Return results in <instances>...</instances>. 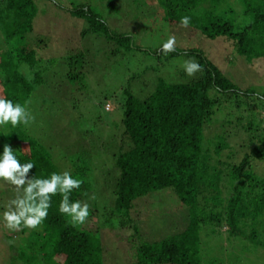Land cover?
Listing matches in <instances>:
<instances>
[{"label":"trees","instance_id":"obj_1","mask_svg":"<svg viewBox=\"0 0 264 264\" xmlns=\"http://www.w3.org/2000/svg\"><path fill=\"white\" fill-rule=\"evenodd\" d=\"M103 1L109 10H118L115 0ZM150 1L169 24L180 25L181 17L189 16L192 32L211 40L225 38L245 58H264V0H239L241 15L248 18L243 27L236 25L230 9L218 8V0ZM67 10L87 23L80 37H103L114 45L112 54L141 49L130 33L110 28L88 4ZM37 13V0H0V37L5 44L0 52V97L22 105L35 89L48 83L45 75L51 74L40 65L47 61L41 51L48 39L34 30ZM144 51L162 54L160 49ZM181 54L195 55L203 72H197L186 83H170L158 77L153 91L144 98L133 93L131 81L121 90V126L128 141H124L125 149L113 154L118 173L112 179H103L108 188L102 198L101 193L97 197L99 190H95L86 157L72 153L58 163L52 152L28 133V127L0 126V154L4 144H10L21 163L35 164L31 174L39 178L69 170L73 178L83 180L81 187L72 191L70 200H89V217L99 215L95 230L73 226L70 218L59 212L61 196L52 197L47 219L39 229L30 231L42 233L45 238L31 242V254H18L21 264H42L39 256L43 264H103L100 226H107L113 217L120 219L116 224L132 225L135 219H130L131 211L138 199L167 188L179 198L180 208L190 217L188 225L178 234L147 243L141 242L139 227L133 224L130 227L136 235L131 237H137L140 243L135 246L136 260L129 264H202L199 238L206 224L222 229L226 226L224 231L231 237L251 238L264 248V172L257 171V164L264 162V119L257 117L255 99L248 101L253 96L264 101V93L239 88L199 49L176 47L169 56ZM84 57V51H68L60 61L58 68L63 67V76L73 87L81 85L86 75ZM226 109L235 111L236 115L230 113L235 120L225 115L221 124L248 120L241 128L249 132L245 146L249 151L239 160L235 158L231 135L225 130L212 137L206 133L218 121L216 115Z\"/></svg>","mask_w":264,"mask_h":264},{"label":"rangeland","instance_id":"obj_2","mask_svg":"<svg viewBox=\"0 0 264 264\" xmlns=\"http://www.w3.org/2000/svg\"><path fill=\"white\" fill-rule=\"evenodd\" d=\"M115 3L117 11L106 8L103 0H37L38 13L34 19V30L40 37L48 39L41 51L47 61H42L40 65L43 70L47 67L51 74L45 75L48 83L35 89L27 104L35 116V121L26 126L28 133L40 140L58 163L72 153L86 157L90 173L95 178V190H99L97 197L101 193V198L104 189L108 188L103 179H112L118 173L113 154L121 148L125 149L126 145H123L128 141L121 126L122 109L119 105L123 87L131 81L133 93L144 98L153 91L158 77L170 83L188 82L193 77L186 75L184 62L188 59L198 62L195 55H155L144 49L159 50L170 35H175L177 48L199 49L239 88L249 89L256 94L264 93L263 57L245 58L225 38L211 40L199 32H192L190 27L169 24L150 0H115ZM80 4L91 6L113 30L130 33L134 44L141 49L134 48L129 53L114 55L111 52L114 45L103 37H80L87 23L67 10ZM216 4L219 9H230L229 14L234 16L237 26L243 27L247 23L248 18L241 15L243 7L239 0H218ZM4 49L5 44L0 37V52ZM76 50L86 54L85 62L82 63L86 75L81 85L73 87L63 76V67H58L68 51ZM51 60H55V63L48 65ZM251 99H255L258 105L257 117L264 119V109H261L264 101L256 99V96L249 97L248 101ZM233 112L236 115L233 109L218 113L215 118L218 121L206 133L212 137L225 130L231 135L235 158L239 160L249 151V147H245L249 132L241 128L248 120L244 118L241 123L236 121L232 125L221 124L226 118L233 119L230 115ZM257 166V171L263 173L264 162H259ZM14 196L13 187L0 181V264H21L18 254L23 252L24 257L31 254V242H39L40 237H44L42 233H30L29 229L21 233L11 232L4 227V206ZM85 203L90 206L89 200H85ZM136 204L130 219H135L132 225L139 227L141 242H159L182 232L188 225L190 217L185 209L180 208L179 198L171 189L151 192L140 197ZM102 220L105 223L104 215ZM119 220L113 217L107 226H100L103 264H129L137 258L135 246L140 241L137 237H131L136 232L130 227L131 223L126 227V224H116ZM98 224L99 215L93 214L82 226L84 229L95 230ZM224 230L226 226L223 229L214 224L202 226L199 238L202 264H264L263 247L251 238L231 237ZM40 257V263L43 264V258Z\"/></svg>","mask_w":264,"mask_h":264},{"label":"clouds","instance_id":"obj_3","mask_svg":"<svg viewBox=\"0 0 264 264\" xmlns=\"http://www.w3.org/2000/svg\"><path fill=\"white\" fill-rule=\"evenodd\" d=\"M179 23L181 27L188 28L191 18L183 16ZM175 51L176 37L170 35L161 45L160 52L168 55ZM184 71L187 76L195 77L197 72H203V68L195 59H188L184 62ZM28 103L30 101L22 105L0 97V126H30L35 121V116L27 107ZM34 167L33 162L21 163L12 146L4 144L3 153L0 154V181L11 185L15 192L14 198L4 206V227L11 232L39 229L48 217L52 197L58 194L61 196L59 212L69 217V223L73 226L84 225L90 215L89 204L70 200L72 191L79 189L83 180L73 178L69 170L52 172L47 178L35 177L31 174Z\"/></svg>","mask_w":264,"mask_h":264}]
</instances>
